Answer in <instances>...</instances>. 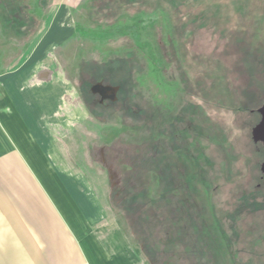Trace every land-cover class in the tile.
I'll use <instances>...</instances> for the list:
<instances>
[{
	"label": "rangeland",
	"instance_id": "374dc122",
	"mask_svg": "<svg viewBox=\"0 0 264 264\" xmlns=\"http://www.w3.org/2000/svg\"><path fill=\"white\" fill-rule=\"evenodd\" d=\"M98 2L115 15L98 16ZM133 2L82 0L55 22L52 0H0V73L49 43L40 57L67 89L61 156L90 180L108 220L143 243L149 264H264V142L253 136L264 107V0ZM91 59L117 62L114 84L89 90L112 89L99 105L120 100L103 103L101 122L77 89ZM151 148L162 151L155 163L136 158ZM129 189L156 199L160 222L124 218Z\"/></svg>",
	"mask_w": 264,
	"mask_h": 264
},
{
	"label": "crops",
	"instance_id": "0c3cea01",
	"mask_svg": "<svg viewBox=\"0 0 264 264\" xmlns=\"http://www.w3.org/2000/svg\"><path fill=\"white\" fill-rule=\"evenodd\" d=\"M81 2L52 0L51 21ZM48 48L0 73V264H149L61 156L67 89L40 57Z\"/></svg>",
	"mask_w": 264,
	"mask_h": 264
},
{
	"label": "trees",
	"instance_id": "16d2710c",
	"mask_svg": "<svg viewBox=\"0 0 264 264\" xmlns=\"http://www.w3.org/2000/svg\"><path fill=\"white\" fill-rule=\"evenodd\" d=\"M19 0H6V5L9 7L14 6V4L18 3ZM133 2L134 0H130ZM99 3V2H98ZM96 3V4H91L92 6L94 5V11L98 16L101 17H108V16H113L115 15L114 11V4H111L109 2H104V3ZM134 3V2H133ZM114 12V13H113ZM122 61L118 62H125L124 59H120ZM116 61L113 59H108L105 62H95L92 59L84 61L81 65V68L79 70V78L80 82L77 86L80 99L86 110L88 111L89 115L96 121L101 122L102 121V113L101 110L104 107V104H119L118 100L116 103L112 104L109 102H104V104L99 105L95 101V96L90 94V88L99 83L102 82L105 85L111 84L113 85V77H112V71H114ZM81 78L83 80H81ZM154 142V141H152ZM144 143V142H143ZM144 150V155H139L136 157L137 159H145V160H152L153 163L156 162V159L158 160L159 157L162 155V151L160 148L156 149H143ZM161 154V155H159ZM129 171V170H128ZM127 171V172H128ZM130 190V189H129ZM127 191L124 194V203H121L120 205V210L123 212L125 215L124 218L127 219L129 218V214H131L130 218H133L134 221L143 223L144 222H149L150 221H157V212L155 209H153V204L154 201L156 200L155 198H152L145 193L143 195L140 192H137L135 190L133 191ZM152 198V199H151ZM159 199L157 198V202ZM152 202V203H151ZM160 222V219L158 218V221ZM129 228V227H128ZM132 235V233H131ZM133 242H135L137 245H139L142 248V253L145 256L146 259L149 260L145 247L141 241L135 238L132 239ZM145 251V252H144ZM150 261V260H149ZM151 263V262H150Z\"/></svg>",
	"mask_w": 264,
	"mask_h": 264
},
{
	"label": "water",
	"instance_id": "95a60500",
	"mask_svg": "<svg viewBox=\"0 0 264 264\" xmlns=\"http://www.w3.org/2000/svg\"><path fill=\"white\" fill-rule=\"evenodd\" d=\"M92 92H94V89L92 90ZM259 113L261 114V121L254 129L253 136L255 141L264 142V107L260 109Z\"/></svg>",
	"mask_w": 264,
	"mask_h": 264
},
{
	"label": "bare ground",
	"instance_id": "6f19581e",
	"mask_svg": "<svg viewBox=\"0 0 264 264\" xmlns=\"http://www.w3.org/2000/svg\"><path fill=\"white\" fill-rule=\"evenodd\" d=\"M112 89L110 88H101L100 89V92L103 94V95H109L111 92Z\"/></svg>",
	"mask_w": 264,
	"mask_h": 264
},
{
	"label": "flooded vegetation",
	"instance_id": "af4514ba",
	"mask_svg": "<svg viewBox=\"0 0 264 264\" xmlns=\"http://www.w3.org/2000/svg\"><path fill=\"white\" fill-rule=\"evenodd\" d=\"M95 86H96V84L93 85V86L90 88V90H91L92 88H94ZM95 94H96V95H93V96H95L96 98H98V99H97V103H98V101H99V97H102V96H108V95H103L102 93H101L102 96H101L100 94H98V93H95ZM101 100L103 101L104 99L101 98ZM104 102H106V101H104ZM104 102H103V103H104ZM103 103H102V104H103Z\"/></svg>",
	"mask_w": 264,
	"mask_h": 264
}]
</instances>
